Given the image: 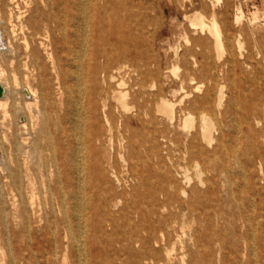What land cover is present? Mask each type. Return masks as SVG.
Returning a JSON list of instances; mask_svg holds the SVG:
<instances>
[{"label": "bare ground", "instance_id": "1", "mask_svg": "<svg viewBox=\"0 0 264 264\" xmlns=\"http://www.w3.org/2000/svg\"><path fill=\"white\" fill-rule=\"evenodd\" d=\"M0 4L7 10V17L0 19V55H10L11 63L18 59V69L23 75L22 83L17 77L9 83L5 69L0 66V80H5L2 84L5 95L0 98L3 125L11 115L10 84L16 90L19 102L15 105L20 113L14 142L15 167L5 168L17 188L10 208L15 227L31 235L26 247H19V233L12 230L9 208L3 202L5 240L14 262L25 261L26 252L35 255V247L41 244L47 250L43 254L44 262L38 264H56L53 256L57 259L61 248L62 264H68L70 250L76 254L77 264L185 262L186 253L176 254L178 246L181 250L186 248L180 234L185 224L180 218L198 212L199 198L204 196L208 201L213 188L212 178L203 177L200 165L213 166L208 171L217 170L219 178L228 175L226 158L232 156L227 154L225 160L219 157L224 130L210 116H201L199 132L190 141L185 158L196 166L198 181L192 182L188 166L171 160L162 178L160 198L152 206L141 200L129 209L127 201L128 224L132 226L138 219V230L121 233L120 218L115 211L127 195V189L111 158L115 149L113 139L116 134L119 136V155L127 161L126 143L131 140L126 132L134 117L145 124L148 114L145 86L153 70L145 61L147 55L142 47L133 53L119 41L109 42L104 34L114 23L115 30L123 23L128 27L133 20L143 26V19L131 9L136 5L146 11L148 1L0 0ZM126 6L130 9L128 19L123 15ZM240 19L238 16L237 20ZM190 20L193 26L203 30L209 27L199 12ZM210 30L216 38V48L222 50V31L215 14ZM153 95L158 99L156 112L173 121L175 104L164 97L162 89ZM218 98V105H222L223 90ZM208 101L206 97L202 104ZM192 118L187 116L182 126L193 128ZM162 137L167 135L164 133ZM204 144L217 145L212 152H206ZM106 155L110 158L105 160ZM233 156L238 162L241 159L237 151ZM205 186L207 189L203 190ZM188 187H192V194ZM202 210L208 215L213 210L222 218L225 208L217 203ZM236 210L244 218L242 210ZM166 211H169L167 216ZM228 212L232 215L233 208ZM152 217L157 220L148 225L147 219ZM245 219L251 225V218ZM221 242L225 241L222 238L213 241L220 246L219 251L223 248ZM115 243L122 247L112 248ZM152 243L159 245V249ZM134 245L142 250L134 258H128L126 254L134 251Z\"/></svg>", "mask_w": 264, "mask_h": 264}, {"label": "rangeland", "instance_id": "2", "mask_svg": "<svg viewBox=\"0 0 264 264\" xmlns=\"http://www.w3.org/2000/svg\"><path fill=\"white\" fill-rule=\"evenodd\" d=\"M147 1L149 7L146 11L136 5L131 9L143 19V26L133 20L128 27L123 23L119 30H115L114 23L113 28L104 34L109 42L119 41L133 53L142 47L147 55L145 61L153 70L145 86L148 112L145 124L134 117L126 132V137L131 140V143L129 140L126 143L127 161L119 155V136L116 134L113 139L115 149L111 158L127 189V195L115 210L120 218L121 233L138 230V219L132 226L128 224L131 206L135 207V203L141 200L152 206L160 198L162 178L171 160L188 166L192 182L198 181L196 166L185 158L188 157L190 141L199 132L201 116L207 114L224 130V144L219 157L225 160L227 154L232 155L226 158L229 173L218 178L217 170L208 171L213 166L200 165L203 177L212 178L215 192L210 188L208 201L204 196L199 198L201 209L180 218L185 224L180 234L186 241V248L181 250L178 246L176 254L186 253V257L185 262L174 260L172 264H264V0ZM123 10L124 18L128 19L130 9L126 6ZM198 12L209 25L204 30L191 23L190 17ZM214 14L222 31V50L216 48V38L210 30ZM238 16L241 17L239 21ZM2 17H7V10L0 4V19ZM18 64V59L11 63L10 55H0V66L5 69L9 83L14 77L22 83L23 75ZM4 83L5 80H0V86ZM9 86L11 115L4 125L0 110V264H38L45 260V245L35 247V255L26 252V260L15 263L5 240L3 202L9 208L12 230L19 233V247H26L31 237L28 232L15 227L10 208L16 199L17 188L14 178L5 168L15 167L14 142L20 113L15 105L19 102L16 90L11 84ZM199 86L201 89H197ZM161 89L164 97L176 106L173 121L156 112L158 99L153 94ZM221 90L224 99L222 105H218ZM206 97L209 101L203 105ZM187 116L194 117L193 128L182 126ZM164 133L167 138L162 137ZM216 145L208 147L204 144L203 147L206 152H212ZM234 151L240 154L239 162L233 156ZM109 158L105 156V160ZM191 188L187 190L192 194ZM205 189L207 186L203 187ZM217 203L225 208L222 218L213 210L209 215L203 212L202 207H214ZM231 207L232 215L228 212ZM236 207L242 210L244 218L240 217ZM164 214L167 216L169 211ZM245 217L251 218L252 227ZM228 218L233 219L228 221ZM156 220L152 217L147 219V223L149 225ZM37 228L40 229L39 226ZM221 238L225 242L219 243L223 247L219 251L220 246L214 245L213 241ZM152 246L160 247L153 243ZM121 247L115 243L112 248ZM133 247L132 253L127 251L128 258H134L142 250L140 246ZM62 249L57 259L53 256L56 264L63 262ZM163 254L161 251L160 256ZM68 256V264H77L73 251L70 250Z\"/></svg>", "mask_w": 264, "mask_h": 264}, {"label": "water", "instance_id": "3", "mask_svg": "<svg viewBox=\"0 0 264 264\" xmlns=\"http://www.w3.org/2000/svg\"><path fill=\"white\" fill-rule=\"evenodd\" d=\"M5 95V88L3 86H0V98H3Z\"/></svg>", "mask_w": 264, "mask_h": 264}]
</instances>
